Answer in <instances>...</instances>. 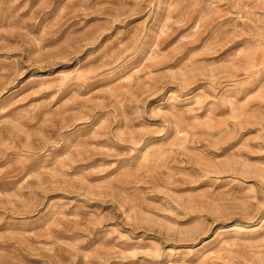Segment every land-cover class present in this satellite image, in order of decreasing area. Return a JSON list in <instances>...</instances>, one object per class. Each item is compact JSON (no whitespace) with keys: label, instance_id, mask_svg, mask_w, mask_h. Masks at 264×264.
<instances>
[{"label":"rangeland","instance_id":"1","mask_svg":"<svg viewBox=\"0 0 264 264\" xmlns=\"http://www.w3.org/2000/svg\"><path fill=\"white\" fill-rule=\"evenodd\" d=\"M0 264H264V0H0Z\"/></svg>","mask_w":264,"mask_h":264}]
</instances>
